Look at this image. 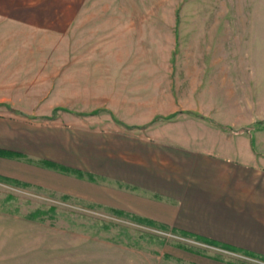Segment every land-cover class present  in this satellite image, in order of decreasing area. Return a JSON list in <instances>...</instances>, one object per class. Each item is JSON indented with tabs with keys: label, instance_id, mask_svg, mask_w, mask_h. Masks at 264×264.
Here are the masks:
<instances>
[{
	"label": "crops",
	"instance_id": "1",
	"mask_svg": "<svg viewBox=\"0 0 264 264\" xmlns=\"http://www.w3.org/2000/svg\"><path fill=\"white\" fill-rule=\"evenodd\" d=\"M12 2L0 13L11 20L0 33V105L8 108L0 111V150L14 154L0 156V176L40 186L37 167L58 172L49 164L54 163L79 170L81 176L59 172L113 184L108 196L99 189L98 199H110L115 210L264 256V164L255 148L257 134L231 133L230 126L245 122L213 116L215 104L224 100L216 94L224 90L229 101L226 94L233 97L236 88L228 83L227 57L220 59L224 48L215 50L206 37L182 35L175 49L159 35L166 28L155 25L159 18L132 26L112 14L111 5L103 9L85 0L76 20V54L64 49L58 68L51 47L38 43L36 2ZM96 20L115 33L99 34ZM97 44L109 48L107 61L92 58ZM54 78L67 85L68 101L82 104L87 115L108 111L120 126H51L58 135L41 134L26 119Z\"/></svg>",
	"mask_w": 264,
	"mask_h": 264
},
{
	"label": "rangeland",
	"instance_id": "2",
	"mask_svg": "<svg viewBox=\"0 0 264 264\" xmlns=\"http://www.w3.org/2000/svg\"><path fill=\"white\" fill-rule=\"evenodd\" d=\"M12 1L11 5L20 2ZM31 1L36 2L38 43H43L47 49L51 47L53 64L60 68L66 58L64 49L76 54V20L77 15L86 10L85 0ZM9 2L11 0H0V13L10 10L5 6ZM95 2L103 9L108 8L104 5H111L112 14L132 26L146 23L153 16L159 18L161 22L155 25L166 27L161 28L163 33L159 35L165 34V41H172L175 49L182 35L206 37L205 43L217 47L215 50L224 48L223 57H218L221 60L227 57L228 83L236 88H233V97L229 96V91L226 94L229 101L224 97V90L223 96L222 92L216 94L224 100L215 104L217 113L213 116L227 117L234 123L245 122L241 127L230 126L231 133L256 132L259 145L255 141L254 144L262 152L259 161L264 164V0ZM9 21L0 14V33L9 28ZM94 23L99 34V29L108 35L115 33V29H108V23L98 20ZM108 50L97 44L92 58L105 62L104 53ZM207 78L203 73V80ZM56 79L48 87L45 100L30 112L32 118L26 119L35 123L41 134L58 135L54 131L87 126L92 130L119 124L108 111L92 112L89 115L97 114V117L90 119L88 113L80 109L82 104L68 101L71 98L67 85L63 88L60 79ZM7 110L5 105H0V111ZM18 163L22 168L28 167ZM33 172L40 186L0 176V264H264V256L228 251L196 236L139 219L115 210L108 198L100 203L99 189L108 196L114 188L109 182L86 183L59 171L38 167Z\"/></svg>",
	"mask_w": 264,
	"mask_h": 264
},
{
	"label": "trees",
	"instance_id": "3",
	"mask_svg": "<svg viewBox=\"0 0 264 264\" xmlns=\"http://www.w3.org/2000/svg\"><path fill=\"white\" fill-rule=\"evenodd\" d=\"M13 152H10V151H5V150H0V156H4V157H11L13 156ZM49 163V162H48ZM50 165H52L53 167H55L56 169H58L59 171L61 172H66V173H75L76 175L78 176H81V172L79 170H75V169H72V168H68V167H64V166H59V165H56L54 163H49ZM15 181V180H13ZM18 182V181H17ZM20 183V182H18ZM23 184V183H22ZM149 222V221H148ZM164 227V226H163ZM199 238V237H198ZM201 239L203 242L207 243V244H214V245H220V244H217L216 242H213V241H210V240H207V239H203V238H199ZM222 246L223 248H225L226 250L228 251H239L238 249L236 248H233V247H230V246H226V245H220ZM242 253H245L247 255H255V254H252L250 252H244V251H241Z\"/></svg>",
	"mask_w": 264,
	"mask_h": 264
}]
</instances>
